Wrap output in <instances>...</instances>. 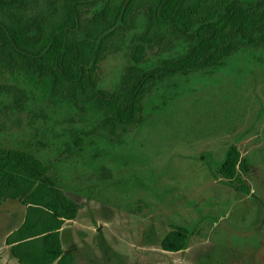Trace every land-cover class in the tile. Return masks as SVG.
Here are the masks:
<instances>
[{
  "label": "rangeland",
  "instance_id": "374dc122",
  "mask_svg": "<svg viewBox=\"0 0 264 264\" xmlns=\"http://www.w3.org/2000/svg\"><path fill=\"white\" fill-rule=\"evenodd\" d=\"M121 64L117 53L101 65L104 88ZM172 82L114 149L86 139L77 151L71 136L87 124L76 117L0 107V145L46 161L79 205L61 230L73 264H264V52ZM231 146L249 165L238 185L217 175ZM23 215L16 201L0 206V264H14L5 238ZM171 225L190 232L184 252L160 249Z\"/></svg>",
  "mask_w": 264,
  "mask_h": 264
},
{
  "label": "trees",
  "instance_id": "16d2710c",
  "mask_svg": "<svg viewBox=\"0 0 264 264\" xmlns=\"http://www.w3.org/2000/svg\"><path fill=\"white\" fill-rule=\"evenodd\" d=\"M263 52L264 0H0V107L86 122L71 136L77 151L86 139L119 148L143 123L145 99L159 86ZM117 53L118 76L104 88L101 65ZM248 171L231 146L217 175L238 185ZM62 180L38 155L0 145V206L24 207L5 238L14 264H73L61 230L79 205ZM189 235L171 225L161 251L184 252Z\"/></svg>",
  "mask_w": 264,
  "mask_h": 264
},
{
  "label": "flooded vegetation",
  "instance_id": "af4514ba",
  "mask_svg": "<svg viewBox=\"0 0 264 264\" xmlns=\"http://www.w3.org/2000/svg\"><path fill=\"white\" fill-rule=\"evenodd\" d=\"M245 158V157H244Z\"/></svg>",
  "mask_w": 264,
  "mask_h": 264
}]
</instances>
